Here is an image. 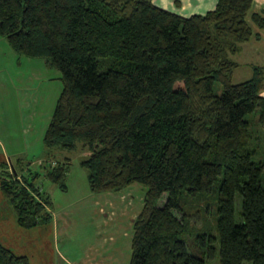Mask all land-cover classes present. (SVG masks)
<instances>
[{
    "label": "trees",
    "instance_id": "trees-1",
    "mask_svg": "<svg viewBox=\"0 0 264 264\" xmlns=\"http://www.w3.org/2000/svg\"><path fill=\"white\" fill-rule=\"evenodd\" d=\"M252 4L217 0L182 16L151 0H0L9 47L60 72L47 154L80 143L92 193L146 188L129 264H206L217 243L220 264H264V65L232 82L231 56L253 34ZM251 20L264 27L258 14ZM68 169L64 160L41 171L1 162L0 190L18 226L51 222L50 197L36 181L66 191ZM0 264L31 263L0 241Z\"/></svg>",
    "mask_w": 264,
    "mask_h": 264
},
{
    "label": "rangeland",
    "instance_id": "rangeland-1",
    "mask_svg": "<svg viewBox=\"0 0 264 264\" xmlns=\"http://www.w3.org/2000/svg\"><path fill=\"white\" fill-rule=\"evenodd\" d=\"M61 90L62 82L57 69L46 65L41 58L15 53L7 40L0 36V145L5 161L16 167L29 163L31 169L38 171L55 160L69 162L66 191H61L44 176L36 181L50 196V211L54 213L59 229L58 234L52 237L50 230L44 234L40 254L48 256L53 264H69L67 260L71 264H129L132 224L142 209L146 188L133 183L119 192H110L115 198L112 206L104 204L103 199L97 205L77 203L85 199V194L103 193L89 190L87 170L80 165L88 151L80 143L73 151L52 149L50 155L43 145V135ZM215 91L221 93V85L216 83ZM253 117L250 114L246 119ZM207 203L210 207L208 217L214 226L217 219L214 196L210 195ZM79 204L84 205L81 211L76 209ZM4 205L7 206V203L4 202ZM240 210L241 198L236 195V223L241 222ZM174 213L180 217L177 212ZM30 233L25 234L29 237ZM41 255H31L30 263L46 264L42 262ZM206 264H220L218 243ZM242 264L251 262L245 260Z\"/></svg>",
    "mask_w": 264,
    "mask_h": 264
},
{
    "label": "crops",
    "instance_id": "crops-1",
    "mask_svg": "<svg viewBox=\"0 0 264 264\" xmlns=\"http://www.w3.org/2000/svg\"><path fill=\"white\" fill-rule=\"evenodd\" d=\"M155 5L173 11L182 16L192 14H203L215 7L217 0H151ZM256 13L264 19V0H253L251 10L247 15V21L252 28L253 34L248 41L241 44L240 51L233 54L231 58L237 62V67L233 71L232 82H242L252 75L253 66L264 65V27L256 26L251 20V14ZM264 96V90L262 92ZM67 161V160H64ZM5 161V153L0 145V164ZM43 191V190H42ZM82 194V193H81ZM111 193H103L99 195L85 194L84 200H78L77 203H84L86 206L90 203L97 205L101 203L100 199L104 200V204L112 206L115 203L114 195ZM49 196V195H48ZM50 197V196H49ZM4 197L0 190V241L1 243L12 250L17 255H25L31 260V255L39 256L43 245V236L48 234L50 230L51 237L55 233L58 234V223L52 213V220L47 225H39L33 228L25 229L18 226L15 215L10 206L4 205ZM83 204H79L76 209L82 210ZM51 207V206H50ZM101 212L102 208L99 209ZM33 230V231H31ZM58 230V232H57ZM26 232L31 236H26ZM33 235V236H32ZM42 262L53 264L48 256L41 255ZM67 262L71 264L68 260ZM74 263V262H72Z\"/></svg>",
    "mask_w": 264,
    "mask_h": 264
},
{
    "label": "built area",
    "instance_id": "built-area-1",
    "mask_svg": "<svg viewBox=\"0 0 264 264\" xmlns=\"http://www.w3.org/2000/svg\"><path fill=\"white\" fill-rule=\"evenodd\" d=\"M54 162H52V164H53Z\"/></svg>",
    "mask_w": 264,
    "mask_h": 264
}]
</instances>
